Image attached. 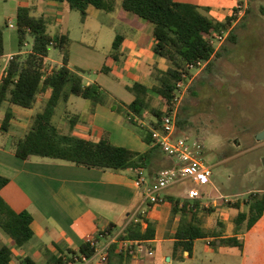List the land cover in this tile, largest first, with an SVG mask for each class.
Segmentation results:
<instances>
[{"label": "trees", "instance_id": "obj_1", "mask_svg": "<svg viewBox=\"0 0 264 264\" xmlns=\"http://www.w3.org/2000/svg\"><path fill=\"white\" fill-rule=\"evenodd\" d=\"M65 3L68 8L80 12L81 20L87 16V9L93 6L96 9L113 12L117 0H51ZM232 1V13L223 19H216L209 15L208 8H203L195 3L182 0H121L120 7L153 24V52L166 60L167 68L161 69L157 64L152 65L151 77L153 84L147 86L135 81L126 85V89L133 95L130 103H125L103 87L98 82L84 83L82 69H72L68 66L69 34L59 31L51 34L48 31V21L43 15H34L27 6H18L16 11V25L19 52L9 59L0 79V109L4 103L17 105L22 108H32L38 97L49 93L30 120L26 132L22 136H12L5 142L8 150L20 159L28 160L32 157L51 158L66 161L78 166H85L102 171L122 172L131 169V177L135 179L139 172H144L150 179L157 171L151 170L153 160L158 161L159 147L154 145L151 132L152 128L160 129L164 115L171 112L173 98L177 90V83L187 81L193 75L189 65L198 68L197 62H206L205 69L210 70L215 58L221 55L220 48H215L212 38L228 31L226 39L237 41L233 23L236 21L241 9L238 4L241 0ZM204 11V12H203ZM206 12V13H205ZM27 35L32 38L31 48L23 55L20 53L26 45ZM124 40L121 33H116L112 43L110 56L115 60L120 58V46ZM50 46L58 49L60 64L51 70L45 65L49 55ZM4 37L0 28V57L4 55ZM102 71L109 73L107 66ZM190 91L191 86H189ZM78 96L91 101L94 107L97 104H108L109 107L124 117L125 124L136 132L149 148L144 152L132 150L126 146L111 142L107 133L99 140L65 133L53 121L56 108L62 103H67L70 96ZM160 102L155 104L154 101ZM69 123L74 126L79 119V114H71ZM14 115L6 110L1 119L0 131L7 132L11 127ZM184 121L177 116V128ZM4 147V146H3ZM161 150V149H160ZM162 159H171L162 150ZM165 154V157L163 155ZM164 162V161H162ZM169 163V162H167ZM164 162V164H167ZM173 163V160H172ZM159 169V170H158ZM10 178L0 174V190L8 184ZM168 202L171 217L178 216L179 221L174 232L172 256L181 258L183 252L190 256L194 240L198 238L213 237L210 244L213 246L233 245L242 246L236 235L251 229L264 214V192L254 191L245 199L247 209H244L239 200L232 203L238 210L233 219L234 227L232 236H225L223 222H218L220 229H206L202 226L199 211L201 205L195 200L191 202L179 196L166 195L162 201L149 204ZM143 222L146 226L143 227ZM33 216L28 210L15 211L0 195V228L9 236L16 247L24 246L33 236ZM112 223L106 229L112 234ZM156 227L153 221L138 211L135 218L118 234L116 239L108 246L107 264H114L115 258L119 263L132 256L135 243L124 249L121 241L129 240L140 242L151 240L155 237ZM102 236L105 233H101ZM98 236L93 243H81L77 251L68 249L65 254H50L46 264H68L74 257L84 255L88 258L95 255L98 249ZM0 264H38L29 255L15 257L11 247L7 244L0 245Z\"/></svg>", "mask_w": 264, "mask_h": 264}, {"label": "rangeland", "instance_id": "obj_2", "mask_svg": "<svg viewBox=\"0 0 264 264\" xmlns=\"http://www.w3.org/2000/svg\"><path fill=\"white\" fill-rule=\"evenodd\" d=\"M44 1L48 3L45 16L48 21L47 29L51 34L56 31L68 30L70 39L86 46L88 53H92V55H96V51H101L103 46L108 45L113 38H109L104 31L99 34L94 32L103 21L115 20V24L118 22L117 18H110L111 14L90 6L88 24L85 25L81 21L78 10L68 8L65 3ZM189 1L193 3L214 2V0ZM117 2L120 3L121 0H117ZM222 2L226 7H229V0H222ZM241 2L242 10L233 23L237 41L232 42L225 39L221 43V55L215 58L210 70H206L205 67L192 70V79L180 95L178 104V115L184 124L176 130V136L189 141L198 140L204 145L201 159L212 167L211 183L197 186L201 191V197L196 201L202 207L199 215L203 224L206 225V229L212 227L220 229L218 222H223L225 225L223 230L226 231L228 228L229 234H233V219L238 212L231 206L232 203L239 200L242 207L247 209L244 201L248 194L254 191L264 192V138L261 140L256 138L260 132L264 131V0H241ZM33 3L38 6L39 11L32 10V12L40 13L42 0H0V28L3 31L5 52L0 57V77L10 56L19 52L16 25L17 7L31 6ZM59 3L60 6L57 7ZM120 11L152 25L132 13L122 9ZM226 14L225 9L209 13L216 19H223ZM10 24L14 26L11 27ZM124 28L123 26V30ZM95 37L98 38L97 44H95ZM26 42L28 43L20 51L23 55L31 48L32 38L29 35H27ZM71 42L72 40L70 45H72ZM70 45L67 48H70ZM80 50L84 51L85 49L81 48ZM92 50L94 52H90ZM76 53L77 57L82 56L80 51ZM60 61L58 49L50 46L49 55L45 59L48 70L59 65ZM95 63L96 61H91L90 68L82 70L81 74L94 76L93 66ZM72 69H77V67L72 65ZM189 86H191V91ZM71 101H76L81 106L91 103L89 100L74 95H72ZM159 102V99L154 101L155 104ZM41 104L38 100L31 109L13 105L12 111L19 120H24L25 116L34 115L39 111ZM1 111H4V108ZM63 113L62 108L58 106L53 117V121L61 130L65 133L82 134L75 127L70 129L69 122L61 123ZM30 120L28 122L26 119L28 125L25 129L17 130L12 126L9 131L3 132L2 142L7 140L9 142L12 136H22L26 132ZM158 155V161H165L160 158L162 155L160 149ZM163 155L165 154L163 153ZM168 164L173 163L163 164L159 166V169L165 165L168 166ZM171 186H174V191L179 194L183 193L181 196L174 195L184 199V197L187 198L185 196L186 187L191 186V183L186 179ZM171 186L164 189L163 192ZM167 204L168 202L161 205ZM101 225L102 223H99V226ZM117 226L120 227L121 223L118 222ZM244 234L241 247L219 246V242L218 246H213L208 244L207 238L197 240L193 262H189V264H264V215L255 229L246 230ZM30 242L22 247H16L0 228V245L7 244L11 249L21 251V254L29 255L38 263L45 264L33 253H30L27 248ZM158 245L161 248L157 246L156 249H152L151 255L147 252L142 255L141 264H155V260L159 261V264H170V257L173 261L179 262H184L190 257L186 251L183 252L181 258L173 257L171 243L161 242ZM112 261L117 264V259L113 258ZM105 263L100 260V256L94 255L88 264ZM75 264L82 263L76 262Z\"/></svg>", "mask_w": 264, "mask_h": 264}, {"label": "crops", "instance_id": "obj_3", "mask_svg": "<svg viewBox=\"0 0 264 264\" xmlns=\"http://www.w3.org/2000/svg\"><path fill=\"white\" fill-rule=\"evenodd\" d=\"M182 1L190 2L189 0ZM42 2L43 4L42 6L40 5L41 9L40 13L37 12L38 14L32 12V10L39 11L35 3L27 7L30 8L31 13L34 15L45 16L48 3L44 0ZM229 2V7H226L222 0L195 4L208 8L209 13L225 9L226 15H230L233 3L231 0ZM58 6H60V3ZM89 7L86 18L84 21L81 20L85 25L88 24ZM120 10V3L117 2L116 9L107 13L111 14V19L117 18L118 22L115 24V20L103 21L94 31L96 34L104 31L109 38L113 37L108 45L103 46L101 51H96V55L88 53L86 46L70 39V41L72 40V45L69 43L68 66L72 68V65H74L77 68L86 70L90 68L91 61H96L95 66H93L95 70L94 76L82 75L84 83L96 81L105 87L113 97L125 103H130L133 100V95L126 89V85L138 81L151 86L153 84L151 77L152 65L155 63L159 68L166 69L167 62L153 52V24L148 25L144 21L141 22L136 17L126 15ZM57 23L56 18V25ZM123 26L125 27L124 30ZM63 32H67L69 38H71L68 30ZM118 32L124 36V40L120 46V58L115 60L110 56V53L113 40ZM97 39L95 37V44L98 43ZM78 48H84L85 50L81 51L79 49L77 51ZM79 51L82 53L81 57L76 55V52ZM103 66L109 68V73L102 71ZM48 94L38 97L37 101L40 100V103H43ZM71 97L67 103L62 102L59 105L64 112L61 123L69 122L68 115L79 114V119L74 126L69 123L70 129L75 127L82 133L80 134L81 136L93 140H99L104 133H107L112 143L126 146L139 152H144L149 148L148 144L136 132L126 126L124 117L113 111L108 104H97L94 107V112H92V103L81 106L76 101H71ZM12 106V104L8 103L2 105L1 109L4 108V111L0 109V123L6 110L13 113ZM31 116L33 115L29 114L23 118L24 120H19L14 115L11 127L14 126L17 130L25 129L28 125L26 119L29 122ZM2 134L3 132L0 131V174L9 177L10 181L0 190V195L13 210L17 212L28 210L32 214L34 236L28 241L31 242L27 248L30 253H33L35 257H38L45 264L48 255L65 254L68 249L77 251L81 243L91 238L95 240L97 236L99 237L100 246L108 245L135 218V214L138 211H141L147 219L154 222L156 227L155 237L151 240L136 242L132 256L125 259L122 264H141L142 255H145L146 252L151 255L152 249H156L157 246L161 248L158 245L161 242L171 243L172 247L179 217H171L169 204L163 206L161 205L162 203L149 204L144 202V188L136 187L131 177L133 173L131 169L122 172H112L78 166L51 158L32 157L28 160H23L8 150L5 142H2ZM153 162L150 168L157 171V168L162 166L164 162H172V160L166 158L164 162H156L155 158ZM174 190V186H171L161 196L165 197L167 194L173 196L178 194L181 196L183 194H179V192ZM184 199L188 198L184 197ZM195 200L190 201L194 202ZM260 219L249 230L255 229ZM118 222L121 223L120 227L117 226ZM99 223H102V225L99 226ZM110 223L114 225L111 230L112 234L106 231ZM145 226L146 223L143 222V227ZM202 226L206 228L203 222ZM103 232L105 235L102 236L101 233ZM224 234L225 236L234 235V233H228V228L226 231L224 230ZM236 237L243 243L245 234L242 232L237 234ZM200 239L205 238L194 240L192 253L184 261L185 263L193 262L196 241ZM207 239L208 244H210V240L213 237H207ZM12 251L15 257L26 255L15 249H12ZM155 261V264H159V261ZM76 262L82 263L80 261ZM169 262L172 264L179 261H173L170 257ZM184 262L180 261L174 264H183ZM117 264L121 263L117 261Z\"/></svg>", "mask_w": 264, "mask_h": 264}, {"label": "built area", "instance_id": "obj_4", "mask_svg": "<svg viewBox=\"0 0 264 264\" xmlns=\"http://www.w3.org/2000/svg\"><path fill=\"white\" fill-rule=\"evenodd\" d=\"M237 7L242 10L243 6L242 4H238ZM10 26L13 27L14 25L10 24ZM227 35L228 31H225L212 38V42L215 44L216 49L220 47ZM12 56L13 54L10 58ZM205 64L206 62L198 61V68L193 64H190L189 66L192 69H199L204 67ZM191 79L192 78H188L187 81L181 80L177 83V90L173 98V108L171 112L163 116L160 129L152 128L151 135L154 140V145L158 146L164 153L170 156L173 160V164L169 167L160 169L153 179H150L142 171H140L139 175L133 179L136 187L144 188V202L152 203L162 201L163 197L161 196V193L164 189L186 179L191 183V186L186 187V197L190 200L199 199V197H201V191L197 186L211 183V177L213 174L212 167L201 159L204 145L198 140L189 141L185 138L176 136L179 98L186 89V85L190 83ZM88 241L93 243L94 238H91ZM132 243L136 242L124 240L121 241V246L128 248ZM109 244L104 247L99 246L96 250L95 255L100 256L102 262L107 260ZM92 257L88 258L84 255H80L79 257L75 256L74 260L75 262L80 261L82 263H88ZM73 263V261L68 262V264Z\"/></svg>", "mask_w": 264, "mask_h": 264}, {"label": "water", "instance_id": "obj_5", "mask_svg": "<svg viewBox=\"0 0 264 264\" xmlns=\"http://www.w3.org/2000/svg\"><path fill=\"white\" fill-rule=\"evenodd\" d=\"M258 140H261L264 138V131L260 132L257 137H256ZM187 253V252H186Z\"/></svg>", "mask_w": 264, "mask_h": 264}]
</instances>
